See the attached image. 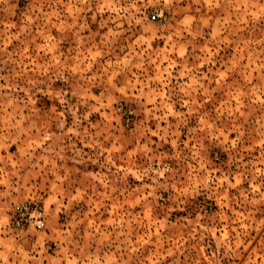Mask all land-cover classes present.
Returning a JSON list of instances; mask_svg holds the SVG:
<instances>
[{"label": "rangeland", "instance_id": "1", "mask_svg": "<svg viewBox=\"0 0 264 264\" xmlns=\"http://www.w3.org/2000/svg\"><path fill=\"white\" fill-rule=\"evenodd\" d=\"M0 264H264V0H0Z\"/></svg>", "mask_w": 264, "mask_h": 264}, {"label": "built area", "instance_id": "2", "mask_svg": "<svg viewBox=\"0 0 264 264\" xmlns=\"http://www.w3.org/2000/svg\"><path fill=\"white\" fill-rule=\"evenodd\" d=\"M152 19L162 22L160 14H153ZM164 21V20H163ZM125 105H121L119 110H123ZM10 228L13 232L26 233L30 230L40 231L45 228V215L39 204L31 201H24L11 210Z\"/></svg>", "mask_w": 264, "mask_h": 264}]
</instances>
